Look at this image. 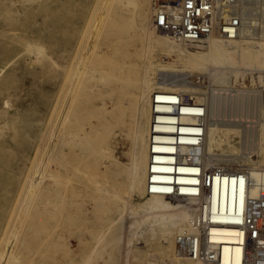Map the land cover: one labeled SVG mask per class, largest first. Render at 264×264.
Segmentation results:
<instances>
[{
  "label": "bare ground",
  "instance_id": "bare-ground-1",
  "mask_svg": "<svg viewBox=\"0 0 264 264\" xmlns=\"http://www.w3.org/2000/svg\"><path fill=\"white\" fill-rule=\"evenodd\" d=\"M77 8L68 16L85 27L72 63L65 69L67 88L61 106L64 151L71 159L82 162L96 150L112 179L107 188L99 189L100 193L115 200L120 213L95 241L83 264L104 259L109 245L103 244L118 226L125 229L116 237L117 242L133 243L157 236L168 256L166 264H244L240 244L245 236L237 237L242 217L236 213H244L250 199L255 200L264 192V169L258 164L249 169L237 165L230 168L227 164L239 163L242 156L239 160L216 151L237 152L254 146L263 150L264 132L251 140L256 133L253 129L254 134L243 136L238 145L231 139L234 122L226 119L228 123L222 124L221 119L216 120L222 116L216 117L221 113L225 117L252 113L264 116V94L257 89L258 83L264 87V0L259 2L263 24L260 31L247 28L237 39L213 34L195 44L160 33L154 27L153 0H105L104 16L95 28ZM132 44L142 59L136 65L129 59L133 52L128 47ZM157 52L176 57V63L163 64L157 59ZM95 59L99 66L94 79L102 94V105L93 106L95 119L90 121L86 104L77 103L85 93ZM169 69L174 70V75L165 77L163 73ZM247 70L260 71L252 73L251 87L235 84L237 88H232L231 77L244 76ZM177 71H208L209 94L203 95L193 87L195 83L189 79H194V75L179 80ZM113 78L115 84L108 88ZM229 90L232 93L227 95ZM176 110L184 115L176 117ZM120 124L128 130L118 131ZM118 135H125L131 143L126 166L114 156L111 138ZM255 160L254 156L252 162ZM213 162H217L213 168L218 171L207 188L203 182ZM223 169L231 173L223 176L219 172ZM124 187L126 196L121 195ZM138 197L147 199L138 201ZM253 210L260 212L264 227V208L256 203ZM205 239L220 244L217 260H205L200 255ZM258 244L260 249L264 247V233Z\"/></svg>",
  "mask_w": 264,
  "mask_h": 264
},
{
  "label": "rangeland",
  "instance_id": "rangeland-1",
  "mask_svg": "<svg viewBox=\"0 0 264 264\" xmlns=\"http://www.w3.org/2000/svg\"><path fill=\"white\" fill-rule=\"evenodd\" d=\"M104 5L105 0H0V264H83L95 241L120 214L116 201L100 193L99 189L107 188L112 179L96 150L77 162L75 157L66 155L63 145L61 106L67 88L65 69L72 63L80 32L85 27L68 14L80 7L82 16L88 22L91 20L95 28L104 16ZM128 50L133 52L131 63L139 64L142 59L135 54L136 47L132 44ZM156 55L163 64L176 63L174 56L160 52ZM94 62L85 93L77 103L86 104L90 121L95 119L93 106L102 105V94L94 79L99 65L97 59ZM172 72L169 69L163 75H174ZM257 72L260 71H245L246 79L243 74L231 77L232 88H237L235 84L250 88ZM200 73L181 72L179 80L197 76L189 81L207 95L211 90L209 72ZM114 84L113 78L107 87ZM258 85L257 89L264 94L263 85ZM221 114L215 119H221L222 124L233 121L237 126L232 127L235 132L231 133V139L238 145L243 136L254 134L253 129L259 134L252 135L251 140L264 132V116L257 113L245 117ZM127 128L120 124L116 129L127 131ZM111 143L120 165H128L130 140L118 135L111 138ZM228 150L216 152L242 156L239 163H228L230 168L237 165L249 169L258 164L264 169V162L260 163L264 149L254 146L245 151ZM254 156L256 160L252 162ZM216 163H212V168ZM121 195H127L126 187ZM115 229L103 244L109 245L104 259L92 264H166L168 256L157 236L133 243L117 242L116 237L125 228Z\"/></svg>",
  "mask_w": 264,
  "mask_h": 264
},
{
  "label": "built area",
  "instance_id": "built-area-1",
  "mask_svg": "<svg viewBox=\"0 0 264 264\" xmlns=\"http://www.w3.org/2000/svg\"><path fill=\"white\" fill-rule=\"evenodd\" d=\"M260 1L153 0L154 27L164 34L192 44L198 43L213 34H219L228 39H237L244 34V30L247 28L252 32H258L262 29V18L259 12ZM262 89L264 91V87ZM185 99L188 100L189 98L185 96ZM176 113V117L184 115L177 110ZM215 171L218 169L211 168L208 171L207 176H205L206 182H203L205 187H210L211 178H213ZM219 172L223 173V176L226 172L231 173L225 169ZM206 193H210V191ZM256 203L257 206L259 204L264 208V192L257 199H250L244 213L239 214L238 211L236 213L242 217V223L238 227L241 233L237 237L245 236L244 241L240 244L243 247L244 264H264V247L260 249L258 244L264 233V227L260 222V212L253 210ZM206 230L208 232V227ZM213 244H215V249H212ZM203 245L200 255L205 260H217L220 244L206 242L205 239Z\"/></svg>",
  "mask_w": 264,
  "mask_h": 264
}]
</instances>
